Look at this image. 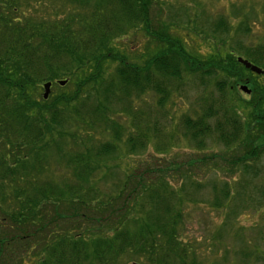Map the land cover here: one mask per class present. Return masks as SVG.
<instances>
[{
    "label": "trees",
    "instance_id": "trees-1",
    "mask_svg": "<svg viewBox=\"0 0 264 264\" xmlns=\"http://www.w3.org/2000/svg\"><path fill=\"white\" fill-rule=\"evenodd\" d=\"M48 1L0 0V264H204L184 237L186 204L196 200L190 190L203 185L188 170L178 175L176 167L170 169L182 164L161 166L163 158H157L149 172L131 170L103 202L107 198L92 181L100 168L97 159L116 152L125 131L130 155L150 142L160 157L181 139L201 153L208 140H216L237 151L230 163L242 165L240 174H257L253 163L264 152V115L254 107V122L245 123L241 116L248 117L253 102L231 95L239 93L241 83H249L253 92L259 82L237 61L232 46L227 52L216 46L212 61L188 52L184 45L195 33L183 38V20L163 17L161 0H69L73 7L62 18ZM238 9L230 8L234 18ZM218 27L229 32L232 24L221 18ZM142 29L152 31L155 47L145 50L142 60L143 53L124 55L117 45ZM244 55L263 65L264 43ZM109 64L114 68L107 69ZM221 70L229 71L235 84L220 78ZM184 73L195 80L198 74L199 83L218 76L217 96H204L200 109L179 117L180 124L173 121L172 106ZM63 80L65 85L59 83ZM47 82L57 94L44 99L40 91ZM149 92L158 98L139 112L136 103ZM258 94L264 97L262 86ZM237 101L243 112L234 111ZM115 115L126 117L129 126ZM169 118L171 129L165 131ZM87 129L111 138L94 143ZM64 143H70L67 149ZM52 152L72 169L70 180L66 174L56 181L49 177ZM197 158L186 162L195 166ZM203 158L211 161L207 169L219 171L217 156ZM169 176L182 181L173 185ZM216 185L215 209L244 200V184L234 193L228 183ZM259 188L264 194V186ZM130 195L131 201L120 203ZM144 212L146 217L138 219ZM237 251L247 259L255 252L249 246Z\"/></svg>",
    "mask_w": 264,
    "mask_h": 264
},
{
    "label": "rangeland",
    "instance_id": "rangeland-1",
    "mask_svg": "<svg viewBox=\"0 0 264 264\" xmlns=\"http://www.w3.org/2000/svg\"><path fill=\"white\" fill-rule=\"evenodd\" d=\"M48 3L54 6L60 18L68 16L70 14L68 10L73 7V4L69 0H49ZM160 6H163V17L167 15L173 21L179 16V20H183L180 26L183 38H186L187 32L195 33V40L188 38L187 45H184L185 49L188 52H192L193 55L207 57L208 61H212L210 58L211 53L216 49V46H221L222 52H227L232 46L235 57L241 56L246 58L244 52L248 48H255L257 45L264 43V0H161ZM236 6L239 8L237 11L240 9L242 11L236 13L238 16L234 18L230 14V8H236ZM154 8V12L152 11L151 14L153 19L157 16L156 11L158 7ZM44 11V9L40 10L39 14L43 15ZM221 18L232 24L229 32L220 27L216 28ZM154 20H152V23ZM248 25L250 26L249 29L247 28ZM237 27H240V29ZM151 36H153L152 31L146 32L142 29L133 34L129 40L121 41L117 47L124 52V55L133 52L140 56L143 53L140 57V60H142L144 59L142 56L147 53L145 50L150 51L155 47V44L152 45L154 40ZM246 59L250 60L249 57ZM254 64L258 65L257 63ZM258 66L264 70V64ZM113 68L114 65L109 64L107 69ZM249 71L252 72L251 70ZM248 74V71L244 72V75L250 76ZM218 75L220 78L225 79L228 84H235V80L229 71L223 73L221 70L218 72ZM252 76L264 89V73L261 75L253 73ZM215 78H218V76L202 77L199 83L198 74L197 80H195L192 74L184 73L182 80L176 83L178 94L175 95L176 98L174 100H176V104L172 108L173 110H177V119L174 118L173 121L181 124L179 117L185 114H194L197 108L200 109L199 106L203 104L202 99H204V96L209 100L217 96V90L214 88L216 83L214 81ZM242 86H247L251 92H245L241 88ZM260 86L258 87L260 88ZM68 88L71 89L70 86ZM259 88H256L252 92V86L249 83H241L238 85L239 93L231 95L232 98L235 97L237 100L242 97L253 102V104L248 106L250 108L248 117L244 118L241 116L247 124L251 122L250 112H252L254 107H256L254 110L257 113L262 116L264 115V97L258 94ZM40 93L43 97L44 88ZM55 94H57L56 88H52L49 97ZM157 98L158 96L151 92L142 95L136 103L137 110L140 112L144 107L143 105H152L154 99L157 100ZM143 100L145 101L144 103ZM235 104L234 111L236 113L243 112L244 109H241L240 101H237ZM113 118L118 123H121L124 128L129 126L128 119L123 115H115ZM171 119H165L166 121L163 123L165 131L171 129ZM253 122L252 120L251 123ZM259 128L261 127L259 126ZM88 133L92 135V142L94 143L100 140H107L110 137L107 134H100L98 131L91 129L88 130ZM127 133L124 131L116 152L103 156L99 160L97 159L100 168L96 169L97 172L93 175L92 181L93 185H96L104 194V198H107L102 200L103 202H107L112 195L114 196L117 186L124 181L126 175L131 173V170H134L135 173L138 172V169L144 173L149 172L148 169L151 168L148 165L155 166L157 158H163L160 161L161 166H168L177 161L182 164V168L180 169L177 165H171L170 169H172L171 167H176L178 175H181L180 173L183 174V172L185 174V170H188L195 177L193 181L197 180V183L203 185L200 189L190 190L196 200L188 201L190 203L186 204L184 223V225L186 224L184 237L186 241L190 240L197 247L199 252L198 260L204 264H264V194L261 193L259 188L260 185L264 186V152L253 163V170H257V174L250 172L249 175H243L240 174L242 165L238 166V163L234 165L231 161L233 167L230 163V160L237 156L233 151H237L228 150V147H225L223 142L220 143L213 140L215 142L213 143L208 140L207 147L200 150L201 153H198L194 148L188 149V141L181 139L176 147L170 149L167 153L160 154V157L155 155L154 146L149 142L145 150L130 155L125 145ZM68 144L64 143V148L67 149L69 147ZM53 153L55 152H52L54 159H51L50 154L52 163L50 167L53 171L50 172L49 177H55L56 181L57 177L61 178L63 174H66L70 180L72 169H67L66 166L60 165L63 160L56 153L54 155ZM209 155L217 156L216 163L219 166L216 165L214 167L215 169H219L217 173L211 168H206L211 161L207 162L202 157H208ZM190 158L198 159L195 166L187 164L186 161ZM200 170H202V176L200 175ZM170 179L173 185H179L182 181V177L178 176L174 180ZM224 183L230 185L233 193L239 192L241 185L244 184V190L242 189L241 191L244 200H231L228 206L215 209L212 206L216 194L213 184L220 186L224 185ZM186 185H194V183L190 184L188 182ZM131 195L128 199H121L120 203L124 204L131 201L133 198ZM145 213H142V215L138 213V219H144L146 217ZM244 246H249L251 251L252 249L255 251L250 257L251 260L238 253V248ZM131 263L134 262H129L128 264Z\"/></svg>",
    "mask_w": 264,
    "mask_h": 264
},
{
    "label": "water",
    "instance_id": "water-1",
    "mask_svg": "<svg viewBox=\"0 0 264 264\" xmlns=\"http://www.w3.org/2000/svg\"><path fill=\"white\" fill-rule=\"evenodd\" d=\"M238 61L240 63H242L247 69H250L252 72H254L256 74H262L264 72V70L262 68H260L259 66L253 64L251 61H249L247 59H244L242 57H238ZM66 82H67V80L59 81V83L61 85H65ZM51 86H52V82H47L43 86L44 87V95H43V97L46 98V99L50 95ZM241 88L247 93L251 92V90H249L247 86H242ZM132 264H139V263L134 262Z\"/></svg>",
    "mask_w": 264,
    "mask_h": 264
}]
</instances>
